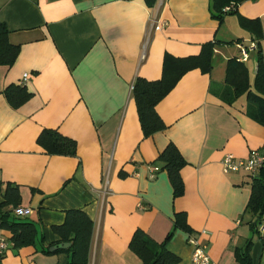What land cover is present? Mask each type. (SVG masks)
Segmentation results:
<instances>
[{
    "label": "crops",
    "instance_id": "crops-1",
    "mask_svg": "<svg viewBox=\"0 0 264 264\" xmlns=\"http://www.w3.org/2000/svg\"><path fill=\"white\" fill-rule=\"evenodd\" d=\"M210 7L211 0H0V23L18 49L12 64H0V204L7 184L17 187L19 205L6 209L36 229L33 244L14 248L0 227L8 243L0 264H68L69 251L50 247L69 210L93 222L87 264H143L129 246L136 231L165 242L176 264H190L189 237L217 264H241L250 242L249 264H264V234L246 213L255 175L226 173L220 163L227 153L264 150L257 106L244 95L222 97L227 61L239 56L237 43L253 41L243 20L259 21L258 48L245 62L251 85L258 52L264 64V0H244L222 20ZM206 55L208 66L200 63ZM165 73L177 76L155 107L166 127L146 136L131 85ZM10 85L30 94L18 107L5 96ZM44 129L73 139L75 153H47L37 141ZM169 143L186 161L178 196L159 159Z\"/></svg>",
    "mask_w": 264,
    "mask_h": 264
},
{
    "label": "trees",
    "instance_id": "trees-1",
    "mask_svg": "<svg viewBox=\"0 0 264 264\" xmlns=\"http://www.w3.org/2000/svg\"><path fill=\"white\" fill-rule=\"evenodd\" d=\"M244 0H211V14L214 18L222 20L224 15L233 13L239 3ZM233 5L230 11H225L226 6ZM252 25L249 21H242L243 26L250 27L253 30V40H257L259 34V21L255 20ZM8 38V30L4 24L0 23V64L10 65L14 61L18 49L17 46L11 45ZM211 42L209 48H213ZM257 48L258 43L256 42ZM207 53V52H206ZM256 55V70L254 83L251 85L249 71L244 62L238 61L237 58H231L227 61L225 72L226 92L224 100L231 103L236 98L244 95L247 100L257 107L259 122L264 124V64H262V56ZM209 56L201 57L200 63L205 62V66L209 65ZM189 64V61H185ZM197 64H199L197 62ZM177 76L170 77L164 74L160 80L146 81L137 78L132 85V95L136 102L137 113L141 122L140 127L143 129L144 135L148 136L154 132L163 130L162 119L156 113L157 103L163 99L171 85L176 81ZM7 100L13 107H18L29 97L24 87L10 85L4 91ZM38 144L43 146L47 153L51 154H74L76 143L73 139L61 135L58 131L52 129H44L38 136ZM159 159L163 162V169H166L173 187L174 195L178 196L182 193L183 182L180 178V169L185 165L178 149L173 143H169L162 151ZM4 192L3 201L0 204V227L8 230L11 234V240L14 248L33 244L36 229L33 223L21 221L12 214V210H8L9 206L17 207L19 204L17 187L7 184ZM251 194L246 207V213L252 216L250 224L256 227L264 221V167L255 174L251 183ZM182 214H176L175 224H183ZM65 223L61 226H54L53 230L60 236L61 243H70L66 249L56 248L54 251H69L71 260L68 264H87L88 251L92 238L93 222L81 210L67 211ZM183 226V225H182ZM169 239V237H168ZM6 242L7 240L4 239ZM165 242L156 243L148 239L142 232L136 231L129 246L132 251L142 260L143 264H176L177 257L165 248ZM251 243L248 242L245 250L240 253L239 260L241 264H249V250ZM2 257V256H1ZM0 257V258H1Z\"/></svg>",
    "mask_w": 264,
    "mask_h": 264
},
{
    "label": "built area",
    "instance_id": "built-area-1",
    "mask_svg": "<svg viewBox=\"0 0 264 264\" xmlns=\"http://www.w3.org/2000/svg\"><path fill=\"white\" fill-rule=\"evenodd\" d=\"M233 8V5L227 6L224 8L225 11H230ZM156 22L152 21L151 25L154 27V29H159L161 26L159 24H155ZM239 47V56L237 57L238 61L240 62H246L249 59V54L251 51L257 49V45L255 41L253 40L249 45H243L241 43H237ZM144 49L145 45L143 47V54L142 58L144 57ZM28 77L27 74H24V77H22L23 80H26ZM132 90V85H131ZM222 167L223 171L228 172H240L245 171L249 173V175L254 176L259 172V170L264 167V150H253L250 152L249 156L246 158H237L231 153H227L224 155L222 159ZM107 192V185L105 184L104 193ZM17 214H20L22 212L21 209H16ZM258 231L261 234H264V221H262L258 225ZM189 245L192 247V253H191V261L190 264H217L211 256H209L207 246L203 243H200V241L197 238L189 237L188 242ZM8 248V243L1 238L0 239V257L4 255L5 250Z\"/></svg>",
    "mask_w": 264,
    "mask_h": 264
},
{
    "label": "water",
    "instance_id": "water-1",
    "mask_svg": "<svg viewBox=\"0 0 264 264\" xmlns=\"http://www.w3.org/2000/svg\"><path fill=\"white\" fill-rule=\"evenodd\" d=\"M70 246V243H61V244H58L56 246H53V247H50L51 250H54L56 248H66V247H69Z\"/></svg>",
    "mask_w": 264,
    "mask_h": 264
},
{
    "label": "rangeland",
    "instance_id": "rangeland-1",
    "mask_svg": "<svg viewBox=\"0 0 264 264\" xmlns=\"http://www.w3.org/2000/svg\"><path fill=\"white\" fill-rule=\"evenodd\" d=\"M232 43V42H231Z\"/></svg>",
    "mask_w": 264,
    "mask_h": 264
}]
</instances>
